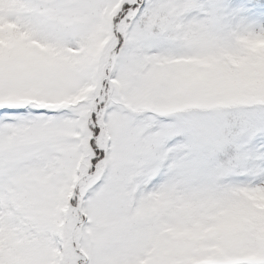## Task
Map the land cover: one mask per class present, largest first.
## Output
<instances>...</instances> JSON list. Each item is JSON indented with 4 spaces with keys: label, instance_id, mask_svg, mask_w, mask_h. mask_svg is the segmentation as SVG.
I'll return each instance as SVG.
<instances>
[{
    "label": "snow or ice",
    "instance_id": "6c2138e0",
    "mask_svg": "<svg viewBox=\"0 0 264 264\" xmlns=\"http://www.w3.org/2000/svg\"><path fill=\"white\" fill-rule=\"evenodd\" d=\"M0 264H264V0H0Z\"/></svg>",
    "mask_w": 264,
    "mask_h": 264
}]
</instances>
